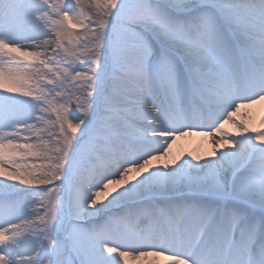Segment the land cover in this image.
Here are the masks:
<instances>
[{
    "label": "snow or ice",
    "instance_id": "6c2138e0",
    "mask_svg": "<svg viewBox=\"0 0 264 264\" xmlns=\"http://www.w3.org/2000/svg\"><path fill=\"white\" fill-rule=\"evenodd\" d=\"M258 104L264 0H0V264H264Z\"/></svg>",
    "mask_w": 264,
    "mask_h": 264
},
{
    "label": "bare ground",
    "instance_id": "6f19581e",
    "mask_svg": "<svg viewBox=\"0 0 264 264\" xmlns=\"http://www.w3.org/2000/svg\"><path fill=\"white\" fill-rule=\"evenodd\" d=\"M245 112L251 113L250 119L252 123H258L259 119L264 117V104H258L250 110L242 109L238 118L244 119ZM197 148H202V150L206 153L211 148L209 138L203 136L185 137L181 139L176 146H174V151H183L184 155L187 156L189 152ZM129 264H139V262L133 261L131 258H129Z\"/></svg>",
    "mask_w": 264,
    "mask_h": 264
}]
</instances>
